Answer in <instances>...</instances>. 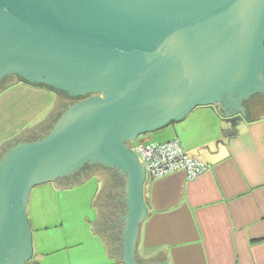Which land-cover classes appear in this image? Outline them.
<instances>
[{
    "label": "water",
    "instance_id": "water-1",
    "mask_svg": "<svg viewBox=\"0 0 264 264\" xmlns=\"http://www.w3.org/2000/svg\"><path fill=\"white\" fill-rule=\"evenodd\" d=\"M11 74L79 99L0 159V264L33 257V187L87 162L125 176L120 264H147L135 258L146 169L128 141L204 105L237 133L264 92V0H0V79Z\"/></svg>",
    "mask_w": 264,
    "mask_h": 264
},
{
    "label": "crops",
    "instance_id": "crops-1",
    "mask_svg": "<svg viewBox=\"0 0 264 264\" xmlns=\"http://www.w3.org/2000/svg\"><path fill=\"white\" fill-rule=\"evenodd\" d=\"M51 92L53 101L46 114L57 101L55 93ZM255 98V105L245 103L249 120L241 121L237 133L231 137L223 135L230 124L209 105L197 106L183 119L171 123L174 124L171 138L179 137L188 153L208 162L210 168L194 179H188L181 170L145 179L147 214L140 224L135 250L137 261L264 264V92L257 93ZM42 119L32 126L15 128L12 134L5 131L0 117V159L10 146L25 140L21 135ZM148 137L146 135L145 139ZM100 176L104 181L109 175ZM60 179L64 183L55 185L70 187L74 184L67 177ZM110 193L107 182L97 184L93 203L95 219L86 216V220L89 234L100 246L97 254L95 251L84 255V264H120L124 259L122 229L118 233L112 231L113 226L121 224L123 227L124 222L110 218ZM36 251L34 242L33 256ZM56 252L55 247L39 248L36 262L59 264L58 260L46 257Z\"/></svg>",
    "mask_w": 264,
    "mask_h": 264
},
{
    "label": "rangeland",
    "instance_id": "rangeland-1",
    "mask_svg": "<svg viewBox=\"0 0 264 264\" xmlns=\"http://www.w3.org/2000/svg\"><path fill=\"white\" fill-rule=\"evenodd\" d=\"M15 79L14 77L11 81ZM52 94L45 86L31 85L23 81L7 86L0 95V117L3 118L5 131L13 134L15 128L32 126L44 118L50 102L53 101ZM172 125L174 124L149 132L151 141L162 142L170 139L174 132ZM96 192L97 182L94 178L78 180L70 187L52 182L33 187L29 200V218L37 253L31 262H36L39 248L42 250L55 247L58 252L46 257L51 261L58 260L59 264L66 263L67 260L84 264V255L95 251L97 254L100 245L89 234L86 220V216L95 219L93 203ZM40 253L42 252L39 251Z\"/></svg>",
    "mask_w": 264,
    "mask_h": 264
},
{
    "label": "flooded vegetation",
    "instance_id": "flooded-vegetation-1",
    "mask_svg": "<svg viewBox=\"0 0 264 264\" xmlns=\"http://www.w3.org/2000/svg\"><path fill=\"white\" fill-rule=\"evenodd\" d=\"M15 80L11 81L12 79ZM20 79L16 74L7 75L0 79V93L4 91V89L9 86L12 82ZM57 97L56 105L48 111L46 116L40 121L37 125H35L30 131L22 134V138L25 140H35L41 138L46 135L54 126L55 121L58 119L60 114L64 111V109L69 105L79 99V97L68 96L63 92L55 93ZM256 95V94H255ZM255 95L252 98L248 99L247 105L250 104L255 105L257 98ZM148 134H141L134 140L128 141L129 145L134 149V145L142 140H146L145 136ZM144 136V137H142ZM135 150V149H134ZM107 173L109 176L103 181L100 174ZM94 176L95 181L99 185L102 182H107V186H109L111 193L109 197V203L112 207L110 210V218L112 220H116L119 223V217L126 209V202L123 200L125 196V176L118 173V170L111 166H106L101 162H87L78 170L75 171L72 175L68 176V181L70 183H75L78 180L89 179ZM54 184H63L64 181L61 179H57ZM105 183H103L104 185ZM122 225L116 224L113 226L112 231L114 233L121 232Z\"/></svg>",
    "mask_w": 264,
    "mask_h": 264
},
{
    "label": "built area",
    "instance_id": "built-area-1",
    "mask_svg": "<svg viewBox=\"0 0 264 264\" xmlns=\"http://www.w3.org/2000/svg\"><path fill=\"white\" fill-rule=\"evenodd\" d=\"M135 151L146 169V178L156 179L174 171H184L188 179H194L210 168V164L185 149L179 137L162 142L142 140L134 145ZM27 264H38L27 262Z\"/></svg>",
    "mask_w": 264,
    "mask_h": 264
},
{
    "label": "trees",
    "instance_id": "trees-1",
    "mask_svg": "<svg viewBox=\"0 0 264 264\" xmlns=\"http://www.w3.org/2000/svg\"><path fill=\"white\" fill-rule=\"evenodd\" d=\"M18 81H22V80H20V79H18L17 81H14V82H12L11 84H14V83H16V82H18ZM24 82V81H23ZM27 83V82H26ZM10 84V85H11ZM30 84V83H29ZM40 86H44V85H40ZM46 87V86H45ZM49 89V88H48ZM37 263V262H36ZM39 264V263H38Z\"/></svg>",
    "mask_w": 264,
    "mask_h": 264
}]
</instances>
